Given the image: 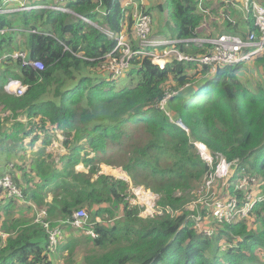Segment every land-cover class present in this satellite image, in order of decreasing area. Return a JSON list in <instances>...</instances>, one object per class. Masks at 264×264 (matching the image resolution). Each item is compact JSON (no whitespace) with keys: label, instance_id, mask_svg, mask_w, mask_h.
<instances>
[{"label":"trees","instance_id":"trees-1","mask_svg":"<svg viewBox=\"0 0 264 264\" xmlns=\"http://www.w3.org/2000/svg\"><path fill=\"white\" fill-rule=\"evenodd\" d=\"M124 1L67 0L58 5L72 13L0 15V29L7 30L0 35V179L9 178L22 195L8 197L0 189V264H264V50L208 76L202 65L172 62L160 69L136 55L113 79L103 66L109 55L120 56L116 38L124 34L133 51L141 49L133 8ZM255 1L264 7V0ZM210 5L163 0L140 8L154 23L166 16L153 34L166 36V27L170 39L194 37L196 29L201 38L222 32L247 37L255 30L252 21L245 29L208 21L201 28L203 10L217 14L220 8ZM227 13L240 17L236 10ZM178 47L190 56L204 54L193 44ZM15 52L43 70L23 66L11 57ZM250 66L259 71L251 83ZM9 80H19L26 92L7 94ZM58 137L66 154L47 153ZM196 144L216 158L213 169L219 158L231 164V175L214 180L216 198L236 199L239 206L248 196L262 198L231 223L210 217L202 230L212 236L191 218L205 217L207 210L187 209L210 170ZM80 164L87 172L76 170ZM101 165L120 168L133 187L155 195L161 214L141 218L143 208L130 203L129 184L99 174ZM79 210L87 225L70 235ZM40 212L48 230L35 222ZM55 230L62 238L51 245Z\"/></svg>","mask_w":264,"mask_h":264},{"label":"built area","instance_id":"built-area-1","mask_svg":"<svg viewBox=\"0 0 264 264\" xmlns=\"http://www.w3.org/2000/svg\"><path fill=\"white\" fill-rule=\"evenodd\" d=\"M57 3H63L66 0H56ZM141 0H125L124 7H133V19H134V36L138 41V46L141 48L138 51H133L131 46L126 41V36L120 34L117 38V45L115 50H118L120 56L109 55L107 61L103 66L108 70L113 78L125 72L129 68V60L136 55L147 56L153 65L163 69L168 63L172 62H185L194 63L197 65L205 66L208 70L206 75L213 74L217 67L235 66L240 63L249 62L254 58H257L263 53L264 50V7H262L255 0H199L201 6L215 2V5H220L215 17L209 12V10H203V22L201 28L206 27L208 19L213 21L217 26L224 27L227 23L232 25L240 24L242 28H246L245 24L248 21H252L255 30L249 32L247 37L233 33H220L215 37H196V31H194V37L187 39H168L161 36L153 37L152 32V20L144 14L140 6L143 7ZM9 4H15L14 7H5ZM55 6H41V8L56 10L63 13H71V11L62 8L60 5ZM135 6V7H134ZM200 7V6H199ZM35 8L30 0H5L0 7V14L18 12L20 10L26 11ZM201 8V7H200ZM39 9V8H35ZM229 9L236 10L239 14H242V18L236 17L230 13H227ZM212 12V11H211ZM84 21L90 23L88 20L81 17ZM6 30H0V35L6 33ZM109 38H113L111 32H104ZM193 44L196 47L203 49L202 55H189L182 52L178 45ZM114 50V51H115ZM13 59L21 60L23 66L29 65L36 69H41L39 62H31L27 59L24 52H15L11 55ZM27 90V87L22 85L19 80H9L4 86V91L7 94L15 95L17 97L22 96ZM196 148L199 152V156L210 168L209 172L204 176V183L199 190L197 201L201 208L207 210L208 215L202 217L200 215L191 216L195 222V228L198 231H202L207 235H211L212 230H202V224L211 219L218 224L231 223L238 218L245 217L249 211L253 208L257 201H261L262 198L252 200L248 196V202L239 206L236 199L229 201H223L216 198L213 188L215 178L226 179L230 173L231 164L227 163L224 158H219L215 169L211 163L216 158L202 145L196 144ZM221 163V166L219 164ZM229 171V172H228ZM244 185V184H242ZM241 188V187H239ZM0 189L6 191L8 197L16 196L18 199H22L21 192L18 191L10 181L9 178L0 179ZM195 200V201H196ZM190 206V205H189ZM45 217L44 212H40L35 222L42 224L45 230L49 229V225L42 221ZM204 218H207L204 221ZM87 214L84 210H79L73 215L71 226L74 230H83L87 225ZM86 234L95 238L96 235L93 231L86 229ZM62 238V232L55 230L50 234L51 245H55L57 240Z\"/></svg>","mask_w":264,"mask_h":264},{"label":"rangeland","instance_id":"rangeland-1","mask_svg":"<svg viewBox=\"0 0 264 264\" xmlns=\"http://www.w3.org/2000/svg\"><path fill=\"white\" fill-rule=\"evenodd\" d=\"M40 1L41 0H30V2H32V3H35V4H33V6L35 7V8H41V3H40ZM67 1V0H66ZM159 1H161V2H163V0H141L140 1V3H142V5L144 6H146V8L147 7H153V6H157L158 4H159ZM216 1V0H215ZM58 1H56V0H54V2H53V4L51 5V4H46V6H55V5H57L58 3H57ZM209 6H210V9H211V5H210V2L209 3H207ZM123 5H125V1L123 2ZM220 5L218 4V5H215V2L213 1V8H218ZM135 7V6H134ZM35 8H32L31 10H33V9H35ZM62 8H64V7H62ZM133 8V7H132ZM42 9V8H41ZM65 9V8H64ZM67 10V9H66ZM207 10H209V9H207ZM20 11H22V10H20ZM27 11H30V10H27ZM132 12H133V10H132ZM211 14H212V16L213 17H215L216 16V14H214V13H212L211 11H209ZM72 13V12H71ZM1 17V16H0ZM5 19H10V17H11V14H8V15H4L3 16ZM156 17V16H155ZM243 16H242V14L240 13V18H242ZM157 18V17H156ZM152 20V19H151ZM162 21V24H165V20H167V18H166V16L165 15H162L161 17H159L158 16V18H157V22H152V32L151 33H156V31L160 28V27H162L163 25L159 22V21ZM208 22H213V21H211L210 19H208ZM168 23H170V21L168 20ZM94 25V24H93ZM94 26H96V25H94ZM164 32H165V34H167L166 36H169V34H170V31H168V29L166 28V27H164ZM156 35H154L153 34V37H155ZM41 70H43V69H41ZM97 70L98 71H100L101 72V70H100V64H98V66H97ZM248 72H249V74H248V76H246V78L248 79L247 80V82H249V83H251V82H253V79L254 78H257L258 76H259V71L258 70H256L255 68H253L252 66H250V68L248 69ZM124 73L125 72H122L120 75H118V76H116V77H114L113 76V79H116V78H119V77H121V76H123L124 75ZM109 75V74H108ZM177 125V124H176ZM60 142H61V139H58V141H54L53 143H52V145L46 150V152L47 153H52V154H60V155H64V154H66V151L64 150V149H62V147H61V144H60ZM201 145V144H200ZM38 146V145H37ZM196 146V145H195ZM203 146V145H202ZM213 165V162L211 163V165L210 166H212ZM219 166H221V163L219 164ZM76 170L77 171H82V172H87L86 171V169L82 166V164H80V165H78L77 167H76ZM229 172V171H228ZM99 174H103V175H107V176H111V177H113V178H115V179H120V180H123V181H125V182H127L128 184H129V192H130V194L131 195H133L134 196V199L133 198H130V203H131V205H136V206H139V207H141V208H143L142 209V211L140 212V214H139V216L141 217V218H148V217H152L154 214H156V215H160L161 214V211L157 208V207H155V202H156V200H157V197L155 196V195H153L150 191H148V190H145L143 187H133L132 186V184L130 183V180H129V178L127 177V175L120 169V168H114V167H110V166H106V165H101L100 166V172H99ZM232 174V173H231ZM231 174H229V175H231ZM239 187H241V188H243V187H245V185H242V184H240L239 185ZM138 190H142L143 191V193H148L149 195H150V198H152L151 199V201H150V203H149V201H148V203H146L144 200H142L141 198H140V196H139V194H138ZM212 190H213V188H212ZM214 191V190H213ZM51 199V197H49L48 198V200H50ZM144 201V202H143ZM201 208V206L199 205V203H198V201L196 200V201H194L190 206H188V210H190V211H195L196 209H198V208ZM88 218V217H87ZM88 220V219H87ZM207 220V218H204V221H206ZM72 231H74L73 232V234H70V235H75L77 232H78V230H72ZM69 235V234H68Z\"/></svg>","mask_w":264,"mask_h":264},{"label":"bare ground","instance_id":"bare-ground-1","mask_svg":"<svg viewBox=\"0 0 264 264\" xmlns=\"http://www.w3.org/2000/svg\"><path fill=\"white\" fill-rule=\"evenodd\" d=\"M37 62V61H36ZM237 65H239V64H237ZM236 66V65H235ZM215 165V164H214ZM214 167V166H213ZM138 194H139V196H140V198L142 199V200H144L146 203H148V201L150 200L151 201V199L152 198H150V195L148 194V193H143V191L142 190H138ZM143 201V202H144ZM150 201H149V203H150Z\"/></svg>","mask_w":264,"mask_h":264},{"label":"clouds","instance_id":"clouds-1","mask_svg":"<svg viewBox=\"0 0 264 264\" xmlns=\"http://www.w3.org/2000/svg\"><path fill=\"white\" fill-rule=\"evenodd\" d=\"M31 4H35V3H32V2H30ZM3 5V2H2V4H0V7ZM15 6V4H9V6L7 5V6H5V7H14ZM41 6H46V5H41ZM39 9H41V8H39ZM39 9H33V10H39ZM42 9H45V8H42ZM27 11V10H26ZM18 12H20V11H18ZM12 13H15V12H11V13H5V14H0V15H8V14H12ZM0 30H2V29H0ZM7 31V30H6ZM161 37H164V38H168V39H170L169 37H167V36H161ZM174 39H176V38H174Z\"/></svg>","mask_w":264,"mask_h":264},{"label":"water","instance_id":"water-1","mask_svg":"<svg viewBox=\"0 0 264 264\" xmlns=\"http://www.w3.org/2000/svg\"><path fill=\"white\" fill-rule=\"evenodd\" d=\"M176 123H177V125H178L180 128L185 129V127L183 126V124L181 123V121L178 120Z\"/></svg>","mask_w":264,"mask_h":264},{"label":"crops","instance_id":"crops-1","mask_svg":"<svg viewBox=\"0 0 264 264\" xmlns=\"http://www.w3.org/2000/svg\"><path fill=\"white\" fill-rule=\"evenodd\" d=\"M239 27H241L240 26V24H237ZM242 28V27H241ZM223 33H226V32H223ZM175 38H177V36L175 37ZM58 139H61V137H58ZM63 149V148H62Z\"/></svg>","mask_w":264,"mask_h":264}]
</instances>
